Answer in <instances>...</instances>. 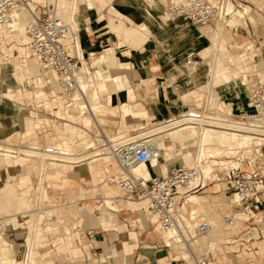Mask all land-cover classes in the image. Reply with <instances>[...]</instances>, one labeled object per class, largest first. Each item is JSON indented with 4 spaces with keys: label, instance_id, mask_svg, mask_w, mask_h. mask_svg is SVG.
<instances>
[{
    "label": "rangeland",
    "instance_id": "374dc122",
    "mask_svg": "<svg viewBox=\"0 0 264 264\" xmlns=\"http://www.w3.org/2000/svg\"><path fill=\"white\" fill-rule=\"evenodd\" d=\"M41 1L42 2H39L37 0L32 3L34 8H35V5L37 6V11H36L37 13H39L40 10H42L44 7L51 8L53 6L51 5V3H48V2L46 3V0H41ZM114 1L116 0H112V2ZM169 1L170 0H164V3L162 4L161 12H163L162 11L163 6L167 5ZM36 2H39V3H36ZM86 7L89 8V6L86 4H80L79 14L80 12L82 14L84 12L83 8L85 9ZM229 7H230V11L232 8L230 16L227 17L223 23L218 24L220 27L224 28V32H223L224 36L222 40L223 42L217 43V44L220 45V47L223 50L229 52L235 62L232 69L236 71L234 72V75L236 76L235 77L236 84H233V83L228 84V86L231 85V88L229 89L226 88V90L222 92L220 91V94L218 93L214 94L215 92L210 87L209 89L198 87V84H200V82L197 81L198 77L194 73H191L189 71L190 69H192V65H193V64L192 65L189 64V62L192 61V60L190 61V58H193V61L195 62L199 61L198 58L194 57L193 54H199V53L201 54V53L206 52V50L209 53L212 52L213 50L212 46L214 44L213 34L215 32L214 25L207 27V28L195 27L191 25L193 27L192 28V27H189V25L185 23L184 21L176 22V23L175 21L171 22L168 20L167 21L165 20L164 22H162L161 19L152 21L154 25H157L158 22L163 25L168 24V26L165 25V27L169 28L170 31L168 32H163L162 30L159 31L161 38H165L171 33H182V35H179L177 38L178 39L181 38L183 41V44L185 43L183 45L184 46V50H183L184 69L182 70L183 71V77H182L183 83L181 85V90H179L178 93L176 94L181 95V97L183 98L182 99L181 97H177V101L179 103H183L185 108L180 110L179 112L176 111L172 115H167L161 118L159 115H157L156 116L157 119L144 120L142 121V123H146V124L152 123V125L153 124L157 125L161 123L163 119H166V117L168 116H169L168 119H174L176 117H179L180 113L188 114L193 110L199 111L200 113L202 112L206 115L210 114L214 111L213 108L211 107V102L213 99H214L213 105L215 104L218 107V109L217 108L216 109L223 111L226 114L229 113L231 108L235 110L236 108H239L238 106L246 105V101H247L246 93L245 92L242 93L240 91L242 86L240 85V82H239L240 72L243 71V67L245 66L241 63L238 50L241 47H244L243 44L250 46L252 47L254 51H257V57L260 56L261 60L264 62V0H233L232 7L230 5ZM86 11L89 12L88 15H93L94 12H90V11H95V8H89ZM95 12L99 14L98 11H95ZM92 21L98 23V26L105 25V23L107 22L105 18L102 17L101 15L97 18L93 16ZM170 23H173V24L169 25ZM107 27L110 32L109 26ZM202 31H205L203 33L204 37L201 36L200 38H198V36L200 35ZM225 31H227L228 34H225ZM230 36H233V38L235 39V41H231L229 39L232 43H230L228 40V37ZM171 37L172 36H168V38H171ZM173 37H174L173 39L175 40V36ZM79 38H80V33H79ZM118 38H119L118 35H110V34L103 37V39H98L96 36L85 38L83 42V47L87 50V55L85 56L88 58V55L91 49H95L97 53L96 55L92 57V62H91V59L89 58L88 65L91 66V63L93 64L94 58L99 56L98 53L100 50H98L97 48L98 46L108 45V44L114 45L107 52L113 51L116 54V50L118 49V47L115 46V43L118 41ZM148 39L145 42L144 56H147L149 58L150 64L155 63L158 65L160 60L157 57H155L154 55L155 52L153 50L155 38L153 35H150ZM22 46L24 48H27L28 50V46L26 43L18 44L17 42L13 41L11 44L6 45L5 49L7 51V55L8 56H10V54L19 55L20 47ZM81 51L83 52L82 48H81ZM117 52H118L117 53L118 56L121 59L130 61V63L134 67L132 68V70L128 72V81L130 82V85L134 87V89L138 88L136 89L135 92L137 94V98H138L137 101L139 103H141L144 106H147L148 108H152V106L154 105H156L158 108L168 107L171 111H174V109L181 107L180 105L176 106V105L170 104V101L168 98L169 94L165 91L164 85L162 83L163 80L160 81V79H163L165 76H167L166 72L176 71L173 68V61L169 57L170 54H168L167 57L165 56L163 58L165 61L163 68H159L156 72L155 71L151 72L155 76L159 77V79H157V81L154 82L156 85V88L158 89V92H154V91L149 92V91H146L145 85L136 86L134 84V82H137V81L139 82V80L136 79L134 71L135 70L137 71L142 66L143 55L138 53L135 50H132L133 57L128 58L122 55L121 50L118 49ZM251 53L253 54L254 52H251ZM237 64H240L241 66L239 65L240 66L239 67ZM88 65L86 66L89 67ZM198 66L202 67V65H198ZM224 68L225 67L221 65L219 67L220 72L225 71ZM11 70L12 69L8 67L7 69H3L2 71H0V87L2 86L0 91L5 92L4 94H7V97L12 98L11 101H5V105L8 109L14 112V115L18 114L19 118H23L24 120L23 127L25 129L24 134L27 135L25 136V139H31L32 141H34L33 136L35 135V132H40L39 134L40 138L38 139V145L40 146L39 148L42 147L41 149L43 148L52 149L54 151V148L56 145L63 143L64 141L70 143L71 138H72L71 142L74 144L73 146H79V145L82 146L87 142H91V143L94 142L96 147L102 148V145L104 143L98 142L96 138L97 139L100 138L103 141L104 140L107 141V139L108 140L113 139L114 135L107 136L105 132L101 129V127H114L115 137L124 136L126 134L135 135L139 131L138 125L140 124L139 123L140 119L133 118L132 116H126L124 115L123 112H122V116L124 115L123 117L126 118L125 119L126 132L119 133L116 130V128L119 127L120 122H121L120 114H118L115 119L106 121V123H104L103 126H101V124L99 126L93 125L92 122H90V125L88 126L84 122H81L80 120H76V117L79 116L77 111H75L73 115H71L69 113V107L67 106V104H63L60 106L57 103L54 95L52 94V90H50L47 84L40 82V80L36 77H28L26 75L23 78L18 79L15 76H13L14 73H12ZM90 70L92 71L94 70V65H93V68ZM122 71L123 69L122 70L114 69V70H110L109 73L112 75L115 74V72L125 74ZM205 81L206 79H204L203 81L204 84H206ZM186 86H189V88L191 89L193 88L192 91H194L198 95L195 96V98H192L190 95H186V93L182 91V88H185ZM221 87H223V80L215 84V88L217 90H219V88ZM152 96L155 97L154 102L152 100ZM105 99H106V96L103 97L104 103H105ZM174 102L176 103V100ZM20 104H23L24 107H26L27 109L16 110V108L19 107ZM3 105L4 104L2 103L0 104L1 107ZM113 107L117 108L118 104L116 103L115 106ZM6 114L7 112L4 114L0 113V118L2 115L6 116ZM60 119H67L68 121L72 122V124L69 122L60 120ZM65 123L68 125H64ZM16 126L17 124L15 123L14 119L7 120V122L4 124V129H0V141L3 140L4 142L5 140L7 143L14 141L13 145L16 148H19V147L25 148L27 146L29 147V141H23V138L21 136H15ZM54 126L56 127L59 126L60 129L62 130V139L57 136L56 132L54 131ZM18 127H21V124H19ZM18 130L22 132V129H18ZM54 138H56L55 141H53ZM167 140L168 142H170V138L167 137ZM30 146H33V145H30ZM251 147L253 148L254 146H251ZM181 150H182V147L174 146L172 150L173 157L171 156L168 157L169 159H171L168 162L166 161L167 157L164 158L160 164V167H163L162 163L165 164L166 162H167V166H169V170L174 167L182 165L181 163L183 162V156L178 157V153ZM248 150L251 151L250 148H248ZM188 151L191 152L192 158L196 159V154L198 152V146L197 145L189 146ZM238 151H247V149L245 148L244 150V149H239L237 147L230 149L227 152V156L223 158L224 160L222 159L221 163L214 165L213 171L216 169L220 170L223 167V165H232V164L235 165L236 161H234V159H231V156L235 154V152H238ZM105 155L106 154L103 153L101 156H105ZM104 159H108V157L106 156L104 157ZM17 161H19L20 165H22V163L30 162L28 160H17ZM6 164L8 166H11L12 160L7 159ZM184 165L189 166L190 164H187V162H185ZM70 166H75V165H70ZM19 168L20 167L18 168L16 167V169L10 172V174L12 175V179L16 180L13 183H15L16 185L19 183H22L23 186L26 185L29 188H31L34 181L36 180L35 179L36 175L30 174L31 175L30 176L29 174H24L21 177L19 173L15 175V170H18V172L22 171ZM213 171H211V173ZM150 172H151V175L153 174L160 175V173H158L155 168H150ZM4 174L5 173H3V176H2L3 178H4ZM52 174L54 175V178H57L58 176L57 171H52ZM15 176H18L17 179L13 178ZM110 178L114 180L115 176L113 174H108V175L106 174L103 176L102 180L98 181L97 183H95L93 180H90V179L87 181H82L81 179L73 178L72 180H74L75 183H73L72 185L68 186L65 189H61L60 187H55L54 184L53 183L50 184L48 180L45 181V187L46 186L48 187L49 196H50V197L48 196L47 197L53 199V203H51L49 199L44 198L43 203L40 204L39 200L36 198L38 201L35 199L36 204L34 203L35 205L34 210L32 209L33 214H34L32 218L33 223L35 222L34 224H36V221H35L37 220L36 216L40 212V209H42V215H43L44 211H47L48 209L59 207V206L65 207L64 214H62L61 218H58V216L55 214H51V215L45 214L44 221L41 223L42 228L46 231L45 236L48 239L50 250L52 249L54 250V243L59 237H65L67 235H71L72 232L73 233L77 232L78 236L84 241V243L91 242L92 239L89 237V233L92 232L95 234V241L93 243V246H91L89 249V254L85 246L82 245L81 242L78 240V237L74 238V243L79 248L82 249V250L80 249L82 251V255L79 258L81 260L80 264H182L186 262L185 260L180 258L178 255H175L174 252L169 247L166 246V242L170 240L171 235L168 234L166 235L165 238H163L162 234L165 232L158 228L157 230H155L158 225L157 223H155L157 222L156 217L151 216L145 222V219H147V216L144 214L146 211V206L144 207V209H142L139 212V215H138L136 213H133L130 209H128L127 203L120 204L118 202H115L113 203V206L114 207L116 206L115 209H110L103 204L104 195L101 190V187L104 186L105 184H109L110 186H115V187L117 186L116 182L111 180ZM217 184L218 183L216 182L212 183L211 185H208L204 189V191L198 194H192V195L194 196L196 195L199 197L207 196V195L209 197L214 196V199L217 197L215 199L216 205H218L217 202H218V199H220L219 203L220 204L222 203L223 205V206L221 205L222 208L220 207L221 211L218 210V206L210 208L209 211L213 212L217 210L218 213L221 214L222 218L223 217L226 218L228 217L226 215H230V212L233 211V209L234 211H238V210L232 207L233 198L230 196V194H227V193L224 194L223 190H221L220 192H217L218 190ZM80 188L81 190H79ZM120 193L124 198L127 197L126 195L122 194V191H120ZM27 196L34 198V196H31V195H27ZM131 199L136 200L135 202L137 203H140L138 198L135 196H131ZM69 207H72L71 212L67 210ZM100 207H102L104 211L112 214L111 217H109L108 215L106 216L110 220V223H109L110 226L108 227L109 229L108 231H105L100 225L92 224L88 220L86 211L91 209L90 215L92 216V218H99L102 216V211L100 210ZM192 209H195L197 211L195 220L197 219V222L198 220L200 221L202 218L201 217L199 219L201 208L197 206L194 202L190 201L184 210H187L188 211L187 213H189V211H192ZM222 209H224L225 211H222ZM8 210H4V211L0 210V217H2L6 223L8 222L6 220H9L10 215L12 216L15 215L17 217L18 216L17 213H21L20 212L21 210L20 211L18 210V212L17 211L15 212L13 210H10V211ZM27 210L29 209H26L24 211L22 210V211L25 212ZM35 212L37 213L35 214ZM42 215H41V219L43 217ZM245 219H246L245 217H240L237 225L239 226L242 225V221H244ZM150 221L152 222L151 223L152 226L147 225V223L149 224ZM47 222H50L51 224L56 225V227L55 226L52 227L53 230L50 232H48L47 230V225H46ZM57 224H59V226H57ZM121 225H126L125 229L122 231L119 230V227ZM65 228H68L69 232L65 231ZM27 230H28V224L25 221H24V226L22 225L15 226L13 223H10L6 227L4 238L7 239V236H8L10 240L14 242V244L11 245L6 240L7 246L10 249V252L12 254L15 255V253L18 252L17 254L18 257L20 256L24 257V255L28 254L29 252V245L27 242L26 234H25ZM154 231L157 233V235L156 233H154ZM131 232H135L137 234L139 241H138V247L134 249L133 251V255L130 257H127V253L129 251L128 246L131 247L133 244H136L134 238L131 235H128ZM226 232H228L229 235H231L230 233L231 231H226ZM233 233L234 232H232V234ZM125 238L128 240V243H126ZM198 244L199 245L195 247L197 251H201L198 254L207 256L216 264H240L241 262H243V260L246 261V259L243 256V253L241 255L235 256L234 248L229 246L228 242L225 240H222V239L219 240L214 249L206 248L207 245L203 244L202 241H200ZM144 245L155 247L154 253L156 254L152 257L147 256L145 254V251L142 250V246ZM63 246L64 245H59V247L57 248L62 249ZM185 248L187 250L189 249L186 245H185ZM256 248H257L256 252L249 251L252 254V256L246 262H249L250 264H264V253H263L264 241L258 242L256 244ZM39 249L40 251L43 250L42 247H40ZM68 250L69 252L73 251L72 249L71 250L68 249ZM130 253H131V250H130ZM53 260L55 264L61 263V259L59 257H56Z\"/></svg>",
    "mask_w": 264,
    "mask_h": 264
},
{
    "label": "bare ground",
    "instance_id": "6f19581e",
    "mask_svg": "<svg viewBox=\"0 0 264 264\" xmlns=\"http://www.w3.org/2000/svg\"><path fill=\"white\" fill-rule=\"evenodd\" d=\"M34 1L37 0H33V1L31 0L30 2V6L32 9H35L34 6L32 5ZM38 1L42 2L41 0ZM98 1L97 0H71V1L46 0V3L48 2L51 3V5H53V9L56 15L60 17L62 20H64V22H66L69 25L71 31L77 35V44L73 47L77 48L78 55L80 58L84 56L83 52L81 51L82 47L79 38L80 26L77 18L80 11V4H86L89 6V8H95V10L98 12L101 10L99 13L101 16H104L106 18L108 24L107 26H109L110 28V33L113 34L116 33V35L119 36V41H118L119 49L131 47L133 49L138 50L145 45V42L148 39V37L152 35L154 28L151 26V24H149L147 20H143L142 22L137 23L125 12L126 7H132L131 4L128 2V0H117L116 2L114 1L111 4H106V0H98ZM158 1L160 2V4L164 3V0H158ZM162 11L163 12H161V16H160L162 22H164L165 20L171 22L180 20V18H171L170 16H168L167 13L165 12V6H163ZM227 11L230 12L229 6L227 7ZM31 17H32L31 13L27 11H23L18 15V21H16L13 29L0 30V71H2L3 69H7L9 67L12 69L11 72L14 73L13 76H15L18 79L23 78L25 75L28 77L38 78L40 82L47 84L50 90H52V94L54 95L57 103L60 106L63 104H67V106L69 107L70 114H73L75 111H77L79 116L76 117V120H80L81 122H84L88 126L90 125V122H92L93 125L96 126L97 125L99 126L102 122V116H103L102 114L105 113V109H101L102 108L101 96L104 93L108 96L110 103H112L113 101H115L116 103H120V92H124L126 103L122 104L121 108L124 115L129 116L130 115L129 105L130 103L137 101L138 98L135 91L138 88L134 89V87L130 85V82L128 81V75L126 73L121 74L115 72V74L113 75L109 73L110 70H114V69L124 70L125 68L124 65L120 64L118 58L116 57V54L113 52H106L95 57L93 61V65L95 66V69L93 71L90 70L91 66L89 65H88L89 67L86 66L85 60L83 59V67L81 68L79 83L82 91H84L85 94L87 95L90 104L84 105L82 102L77 101L78 95L73 99L72 103H69V101H67L64 96L63 90L61 89V87L57 82L58 77L55 74V72L44 69L42 65L39 63V61L34 57L28 46L29 39L26 34L25 26L26 23L31 19ZM214 27H215L214 28L215 32L213 34L214 44L212 46L213 47L212 52L209 53L206 50V52L201 54L200 53L193 54L194 57L198 58L199 61L195 62L193 61V58H190V61L191 60L192 61L189 62V64L191 65L193 64V65H192V69H190L189 71L191 73H194L198 77L197 81L200 82V84H198V87L200 88L203 87L205 89L207 88L209 89L210 87L215 92L214 94L216 93L220 94V91L222 92L226 90V88L227 89L231 88V85L228 86V84L230 83L236 84L235 83L236 76L234 75V72L236 71L232 69L235 62L231 57L230 53L223 50L220 47V45L217 44L223 42L222 40L224 36L223 33L224 28L220 27L218 24L214 25ZM225 34H228V32L225 31ZM229 39L231 41H235L233 36L228 37V40ZM230 40L229 42L232 43ZM13 41L17 42L18 44L26 43L28 46V50L27 48H24L22 46L20 47L19 55L10 54V56H8L5 46L11 44ZM68 44L72 46L71 40L68 42ZM89 55L91 59L94 56V53H89ZM250 57L251 58L257 57V53H253V54L250 53ZM198 65H202V67ZM221 65L225 67L224 68L225 71L223 72H220L219 70V67ZM204 79H206L205 81L206 84L203 83ZM221 80H223V87L217 90L215 88V84L217 82H221ZM239 82L240 85L242 86L240 91L242 93L244 92L247 93L248 102H249V83L243 71L240 72ZM134 84L136 86H140V82L138 81L134 82ZM192 89L189 88V86H186L185 88H182V91L186 93V95H190L192 98H195V96H197L198 94L192 91ZM3 93L5 92L0 91L1 102L3 101ZM213 100L211 102V107L213 108L214 111L210 114L206 115L202 112L200 113L199 111L193 110L188 114L180 113V116L174 119H168L169 118L168 116L166 117V119H163L162 122L157 125L154 124L152 125V123L146 124L140 122V124L138 125L139 131L135 135L126 134L124 136L114 137L115 139H119L121 141L134 140V138L136 137H143V138H147V140L149 141V145L151 148L150 158L146 162L135 166L132 172L136 175L142 176L145 179H149V177H151L149 173L150 166H152L153 168H155L160 172L161 170L160 164L162 160L167 157L166 161L168 162L169 160H171L168 157L170 156L173 157L172 144L178 142L180 143L183 141L181 145L184 147L185 150L181 151V153L178 154V157L183 156L184 163L187 162V164H190L189 165L190 167L193 166L200 167L202 174L205 177L208 176L210 177V175L212 174L211 171H213L214 169V165L221 163L222 159L225 156H227V152L230 149L237 147L239 149H244V150L246 148L247 151H249L248 148H250L251 150L252 148L251 146H256L257 143H255L248 134L234 133L230 130L233 121L236 119L241 109L236 114L235 110L231 108L229 113L226 114L223 111L217 110L218 107L215 104L213 105L214 103ZM165 136L170 138V142H171V144H168L166 146H164V141L166 138ZM96 140L98 142H103V143L105 141V140L104 141L101 140L100 138L98 139L96 138ZM104 145H105L104 147L100 148V147H96L94 142L93 143L87 142L82 146L79 145L70 148H68L69 146L66 147L65 145L66 149L54 148L53 151L52 149H41L36 145L25 148H16L11 144H8L5 140L4 142L3 140L0 141V168L3 169L8 167V165L6 164L7 159L12 160V165L9 166L11 167V171H13L16 168L13 166V164L17 160H28L30 162L22 163L21 165L22 171L18 172L20 174V177L24 174L36 175L35 178L36 180L33 183L34 198L18 192V187L20 186V183L17 185L13 183L16 180L12 179L11 174L8 175L7 182H2L0 180V210L4 211L9 209L8 211L13 210L15 212L21 210L20 211L21 213H17L18 216H20L21 214L23 215L27 214L29 217L28 218L29 227L27 233L28 235H26L27 242L29 245V252L26 256V260H27L26 264H52L54 262L53 258H51L50 256H48L49 258L46 259L44 258L40 259L35 256L36 249H35L34 241L37 235H41L38 230L37 224L41 220L42 209H40V212L37 210L39 213L37 216L35 215L37 217V220H35L36 224H34L35 222L33 223L32 218L34 216L33 210L35 207L34 203L36 204L35 202L36 198L39 200L40 204L43 203L44 198L49 199V201L53 203V199L48 198L46 195L45 181L51 178L55 179L54 175L52 174V171H57L55 167L78 165L82 162L87 167H90L93 161H96L98 158L102 159L107 156L109 159L114 161L119 167V173L116 179L114 180L112 179V180L116 182L118 181L119 177L122 175V170L118 164V161L112 155L109 154L108 147H106V144ZM192 145L198 146L196 159H193L191 152L186 150L187 146H192ZM240 152L242 151L235 152V154L231 156V159H233ZM103 153H105L106 155L101 156ZM172 170L170 171V173L172 172ZM164 174L166 173L162 172V176L169 175L168 173L166 175ZM17 177L18 176H15L13 178L17 179ZM217 188H218L217 190L218 192L220 187L217 185ZM223 193L226 194L227 192L224 191ZM124 199L130 200L131 197H126ZM215 199L214 196L209 197L208 195L201 197L196 195L195 196L189 195L188 197H186L185 202L183 203L182 210L184 211V213H187L188 211L184 209L186 208V206L190 201L194 202L197 206L201 208L199 219L202 217L201 220L205 219V221L212 226V229L208 234L204 236H200L199 238L196 235L193 237L194 239L192 242V248L196 253L201 252L195 249V247L199 245L198 243L200 241H202L203 244L207 245L206 248L214 249L219 240L222 239L228 242L230 236L238 233L239 228H241L242 226V225L238 226L237 223L240 217H245V215L239 211H234L233 209V211L230 212V215H226V216L229 217L233 216L235 218V222L232 227L226 228L225 226L227 224H225V217L222 218L221 214H219L217 210L213 212L209 211L210 208L215 206H218V210L221 211L220 207L222 203L220 204L219 203L220 199H218L217 202L218 205H216ZM138 200L142 201L143 205L146 203L143 200L140 199ZM232 201H233L232 207L235 208V201L233 199ZM61 207L62 206L54 207V210L58 218H61L60 215ZM26 209L29 210L23 212ZM222 211L225 210L222 209ZM36 213L37 212H35V214ZM146 213L149 216L156 217L155 215H151L148 213L147 206H146ZM189 213H190V219L194 220V222H191L189 220V222L187 223L189 226V230L192 231L193 233L194 225L197 222V219L195 220L197 211L195 209H192V211H189ZM101 219H103L104 221V217H101ZM156 219L158 223V218L156 217ZM0 221H2L4 226L9 225L8 223L5 222V220L2 217H0ZM57 226H59V224H57ZM158 226L162 231L171 235L170 240L166 242V246L169 247L174 252L175 255H178L183 260L188 261L190 259V253H189L190 250L188 251L185 248L184 243H182V241L180 240V236L178 234L177 228H163L159 224ZM65 231L69 232L68 228H65ZM226 231H231L230 232L231 235H229V233ZM232 232L234 233L232 234ZM6 240L7 239L4 238V233L0 230V264H25L24 260H20L19 257L15 256L10 252V249L7 246L8 240L7 241ZM10 244L12 245V243ZM72 253L79 254L80 251L75 248L72 251ZM243 256L247 261L252 256V254L249 251H244ZM53 257H57V254L55 253Z\"/></svg>",
    "mask_w": 264,
    "mask_h": 264
},
{
    "label": "built area",
    "instance_id": "2783aa9c",
    "mask_svg": "<svg viewBox=\"0 0 264 264\" xmlns=\"http://www.w3.org/2000/svg\"><path fill=\"white\" fill-rule=\"evenodd\" d=\"M31 0H0V30L13 29L18 15L23 11L31 13L26 23L28 46L46 70L54 71L58 84L69 103L78 95L79 102L89 105L87 95L82 91L79 78L83 59L88 65V58H80L77 48V35L69 25L58 17L53 9L44 7L37 13L30 6ZM233 0H170L165 5V12L171 18H180L195 27L213 26L223 23L230 16ZM232 9V8H231ZM71 40L72 46L68 44ZM252 47L244 44L238 50L241 63L248 64L244 72L249 83V102L233 121L230 130L234 133L248 134L256 144L251 151H242L233 159L235 165H225L214 170L210 177H205L200 167L177 166L167 176L153 174L149 179L136 175L133 168L146 162L151 155L147 138L136 137L134 140L104 141L108 152L117 161L122 170L116 184L127 197L135 196L146 202L147 211L158 218L163 228H177L180 240L190 250V259L182 264H216L207 256L199 255L192 248L193 237L208 234L212 226L204 220L196 222L192 231L188 223L190 213L182 210L186 197L198 194L212 183L230 194L235 201V209L245 215L238 233L232 235L228 245L236 251L235 256L244 251L257 250L256 244L264 241V62L259 54L252 59ZM90 66V65H89ZM1 100V97H0ZM102 145L104 147L105 145ZM233 216L225 218V227H232ZM6 227L0 221V230L5 234ZM89 237L95 241V234ZM26 256H20L26 264ZM240 264H250L243 260Z\"/></svg>",
    "mask_w": 264,
    "mask_h": 264
},
{
    "label": "crops",
    "instance_id": "0c3cea01",
    "mask_svg": "<svg viewBox=\"0 0 264 264\" xmlns=\"http://www.w3.org/2000/svg\"><path fill=\"white\" fill-rule=\"evenodd\" d=\"M106 2H107L106 4H109V3L112 2V0H106ZM128 2L131 4L132 7H126V11L125 12L134 21H136L137 23H140L139 21H141V20L142 21L143 20H147L152 25V27L154 28L153 33H152V35L155 38V40H154V49L153 50L155 52V54H154L155 57H157L160 61H159L158 65L155 64V63H151L150 64L149 58L147 56H144L145 45L142 46L138 50L137 49H133L131 47H127V48H123V49H119L118 48V49L122 51V55L123 56L128 57V58H132L133 57L132 50H135L138 53L143 55V64L137 71L135 70L134 73H135L136 79L139 80L140 85H145L146 91H149V92H151V91L158 92V89L156 88V85H155L154 82H156L157 79H159V77L155 76L151 72L152 71L156 72L159 68H163V66L165 64L164 63L165 61H164L163 58L165 56L167 57V55L170 54L169 57L173 61V68L176 71H168V72H166L167 76H165L163 79H160V81L163 80L162 83L164 85L165 91L169 94L168 98H169L170 104H173V105H176V106L177 105L181 106V107H178V108L174 109V111H171L168 107L158 108L156 105L152 106V108H148L147 106L142 105L138 101H134V102L130 103V105H129V109H130V115L129 116H132L133 118H139L140 122H142L144 120L157 119V117H156L157 115H159L160 118L164 117V116H167V115H172L176 111L179 112L180 110L185 108L183 103H179L177 101V97L181 96V95L176 94V93H178L179 90H181V85L183 83V81H182L183 71L182 70L184 69V64H183V60H184V56H183L184 46H182L183 45L182 39L181 38L180 39L177 38L179 35H182V33H171L170 35H168V36H172L171 38H168V36L165 37V38H161L160 37V32H159L160 30H162L163 32H168V31H170V29L165 27V25L168 26V24L163 25V24L158 22L157 25H154L152 23L153 20L154 21L155 20H159L160 16H161V11L160 10L162 8V4H160V2L158 0H128ZM36 3H39V2H36ZM35 9H36V5H35ZM86 10H88V9L87 8H85V9L83 8L84 12L82 14L80 12V14L78 16V22H79V26H80V32H79L80 33V42H81V47H82L83 53L85 55H87V50L83 47V42H84L85 38L96 36L98 39H103V37H105L106 35H109V34L110 35H116V33L113 34V33L109 32V29L107 27V22L105 23V25L98 26V23L92 21V17L95 16L97 18V17L100 16V13L97 14L95 12L96 11L95 10V11H90V12H94V14L92 13L93 15H88L89 12H87ZM102 10H103V7H102ZM149 13H150V15H149ZM102 17H104V16H102ZM105 20H106V18H105ZM181 21H184L185 23H187L189 25V27H192L189 22H187L185 20H182V19L175 21V23L176 22H181ZM172 24L173 23H170L169 25H172ZM207 27H210V26H206L205 28H207ZM204 32L205 31H202L200 33V35L198 36V38L203 36ZM173 36H175V40L173 39L174 38ZM118 41H119V38H118ZM118 41L115 43V46H117V47H118ZM113 46L114 45H110V44L98 46L97 48H98V50H100L98 54L100 55L102 53L107 52ZM117 50H116L117 58H118L120 64L125 66V68H124V70L122 72H124V73H126L128 75V72L130 70H132V68H134V67L130 63V61L121 59L118 56V54H117L118 53ZM90 53H94V55L97 54L95 49H91ZM91 62H92V58H91ZM237 65L239 66L240 64H237ZM244 66L245 67H243V72L248 70V64H245ZM92 68H93V64L91 63V69ZM94 69H95V66H94ZM2 82H4V81H2ZM174 86H175V88H173ZM1 88H2V86L0 87V89ZM174 95H175V97H174ZM105 96H106V99H105V103H104L103 102V97H105ZM154 99H155V97L152 96L153 102L155 101ZM11 100H12V98L7 97V94L3 93V101L1 103L4 104V105L2 107L0 106V113L4 114V113L7 112V114H6V116L2 115L1 118H0V129H4V124L7 122V120L14 119L15 123L17 124V126H16V135L15 136H21L23 138V141H29V146L30 145H37L38 147H40L38 145V139L40 138L39 137L40 132H35V135L33 136L34 141H32L31 139H25V136H27V135L24 134L25 133V129L23 127V123H24L23 118H19L18 114L14 115V112L11 111L10 109H8L6 107V105H5V101H11ZM175 100H176V103L174 102ZM246 100H247L246 101V105H247L248 104V95H247V93H246ZM101 103H102V108L101 109H105V113L102 114L103 116H102L101 126H103L104 123H106V121H110L112 119H115L117 117V115L120 114L121 122H120L119 127L116 128V130L119 133L126 132V124H125V119L126 118H124L122 116V108H121L122 104L126 103V98H125L124 92H120V103H117L118 104L117 108L113 107V106H115L116 102L113 101L112 103H110L109 99H108V96L105 93L101 96ZM246 105H244V106H246ZM244 106H241V107L239 106V108H236L235 109L236 114ZM24 109H27V108L24 107L23 104H20V106L16 108V110H24ZM71 115H73V114H71ZM60 120H63V121H66V122H69V123L72 124V122L68 121L67 119H60ZM19 124H21V127H18ZM64 125H68V124L65 123ZM18 129H22V132L19 131ZM101 129L105 132V134L107 136L108 135H114V137H115V128L114 127H101ZM54 131L56 132L57 136L62 139V130L60 129V127L59 126H57V127L54 126ZM55 140H56V138L53 139V141H55ZM71 140H72V138H71ZM71 140H70V143L64 141L63 143H60V144L56 145L55 148H65L66 149V147H68V146H69L68 148L74 147L73 146L74 144L71 142ZM166 141H167V143H166ZM182 142L174 143V144H172V147L180 146V147H182L181 151H183L185 149L181 145ZM8 144H11L12 146H14L13 145L14 141H12V142H10ZM168 144H171V142H168L167 137H166L165 141H164V146H166ZM65 145H66V147H65ZM188 147L189 146L186 147V150H188ZM19 148H22V147H19ZM181 151L179 153H181ZM82 164H83V162L78 164V165H75V166H57V167H55L57 172H58L57 178H55V179L51 178V179H48V181L50 182V184L53 183L55 187H60L61 189H65L68 186H70L73 183H75L74 180H72L73 178H76V179L78 178V179H81L82 181H87V180L90 179V180H93L95 183H97L98 181L102 180L103 176L106 175V174L107 175L108 174H113L115 176V179H116V177H117V175L119 173V167L117 166V164L114 161H112L109 158L108 159H104V158L97 159L96 161H93V163H92V165H90V167H87L86 165H84V164L82 165ZM181 164H182L181 166H185L184 165V160H183V162ZM162 165H163V167H161V170H160L161 173L158 170H156L158 173H160V175H162V172H165L166 174L167 173L169 174L170 171L173 169L172 168V169L169 170V166H167V162L165 164L162 163ZM13 166L17 167V168L20 167V170H22V167L19 164V161L14 162ZM150 168H153V167H150ZM150 168H149V173L151 175ZM0 171H1L0 172V180L2 182H7L8 181V175L11 172V167L8 166L7 168L0 169ZM2 172L5 173L4 174V178L2 177L3 176ZM17 173H18V170H15V175ZM110 179L112 180V178H110ZM59 182H60V184H59ZM18 190H19L20 193H22L24 195L34 196V187H33V185H32L31 188H29L28 186H26V185L23 186L22 183H20V186L18 187ZM79 190H81V188ZM101 190H102L103 195H104V203L103 204L106 207L110 208V209H115L116 206L115 207L113 206V203H115V202H118L120 204L127 203L128 209H130L133 213H136V214L139 215V212L142 209H144V207L146 206V203L143 205L142 201H140V203H137V202H135L136 200H132V199L125 200L123 198V196L121 195L120 190L118 189L117 186L115 187V186H110L109 184H105L104 186L101 187ZM30 191H31V193H30ZM46 195L48 197H50L47 186H46ZM117 198H119V199H117ZM67 210L69 212H71L72 207H69ZM100 210L102 211V216L101 217H104V221H103V219H101V217L92 218V216L90 215L91 209L86 211L88 220L92 224L100 225L105 231H108L109 230L108 227L110 226L109 225L110 220L106 216L108 215L109 217H111L112 214L109 213V212L104 211L102 207H100ZM64 211H65V207H61V211H60V215L61 216H62V214H64ZM45 214H47V215H51V214L57 215L55 210H54V208L48 209L47 211H44V213L42 215L43 216L42 219L38 222L37 226H38V230H39L41 235H37L36 238H35V241H34L35 242V249H36L35 250V253H36L35 256L38 257V258L42 257L44 259L49 258L48 256H50L51 258L54 259L56 257H53V256L56 253L57 257H59L61 259V263L60 264H80L81 260L79 258L82 255V251H81L82 249L79 248L74 243V238L78 237V240L87 249L88 254H89V249H90L91 246H93L94 241H91V242H88V243H84V241L78 236L77 232L76 233L72 232L71 235H67L65 237H59L54 243V250L53 249L50 250L48 239L45 236V232L46 231L41 226V223L44 221ZM144 214L147 216V219H145V222H146V220H148V218L151 217V216H149L146 213V211H145ZM28 218L29 217H28L27 214H24V215L21 214L18 217L13 215V216H10L9 220H7L8 221L7 223L8 224L13 223L15 226H19V225L24 226V221L28 224V222H29ZM151 223L152 222L150 221V223L149 224L147 223V225L152 226ZM155 223H157V222H155ZM46 225H47L48 232L53 230V228H52L53 226L56 227L55 224H51L50 222H47ZM28 227H29V224H28ZM125 227H126V225H121L119 227V230L122 231V230L125 229ZM157 228L160 229L158 225H157L155 230H157ZM27 233H28V230L25 232V234L28 235ZM154 233H156V232L154 231ZM128 235H131L134 238L135 243H136V244H133L131 247L128 246L129 247L128 248L129 251L127 253V257H130V256L133 255L134 249H136L138 247V241L139 240H138V236H137V234L135 232H131ZM156 235H157V233H156ZM166 235H168V233H163L162 234L163 238H165ZM7 240L9 241V243L14 244V242L12 240H10V238L8 236H7ZM126 243H128L127 239H126ZM59 245H64V246H63L62 249H58L57 247H59ZM40 247H42L43 250L40 251V249H39ZM75 248H77V250L80 251L79 254H73L72 252H69V250H68V249L74 250ZM154 248L155 247H151V246H148V245L142 246V250L145 251V254L147 256H150V257H152V256H154L156 254V253H154ZM130 250H131V253H130ZM17 254H18V252L15 253V256H17ZM155 262H157V261H155ZM52 264H55V262H53Z\"/></svg>",
    "mask_w": 264,
    "mask_h": 264
}]
</instances>
